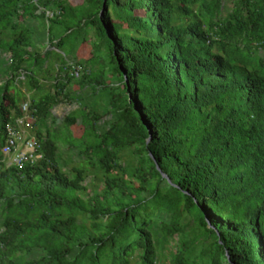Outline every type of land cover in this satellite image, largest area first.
Segmentation results:
<instances>
[{"label": "trees", "instance_id": "1", "mask_svg": "<svg viewBox=\"0 0 264 264\" xmlns=\"http://www.w3.org/2000/svg\"><path fill=\"white\" fill-rule=\"evenodd\" d=\"M11 1L0 0V29H13L7 82L25 71L28 86L41 89L28 98L32 128L63 97L81 103L67 94L72 79L107 88L110 119L100 129L98 108L83 103L84 138L64 137L102 173L100 189L85 167H59L56 133L29 130L43 157L0 170V264H158L172 238V264H264V0H233L225 19L221 0H107L102 18L103 0H92L95 11L79 23L106 45L115 84L66 71L55 92L44 91L32 68L44 69L47 56L30 52L20 24L3 21L19 11L20 0L9 9ZM65 2L37 5L43 17L58 7L51 12L59 23L70 18ZM55 39L61 47L64 36ZM8 83L0 86V150L8 123L24 115L18 97L4 103ZM179 210L191 218L173 225Z\"/></svg>", "mask_w": 264, "mask_h": 264}, {"label": "rangeland", "instance_id": "2", "mask_svg": "<svg viewBox=\"0 0 264 264\" xmlns=\"http://www.w3.org/2000/svg\"><path fill=\"white\" fill-rule=\"evenodd\" d=\"M65 1L69 6V20L60 19L61 21L59 23H53L52 17L54 15L50 14H52L51 11H59L58 7L51 4L52 10L50 11V14H48L47 11L46 16L43 17L41 13L44 8L37 5V0H20L19 11L15 13L11 12V16H6L3 21L8 24L11 21V23L14 22L20 24L18 25L19 31L22 34L24 33L27 37L28 49L30 52L34 54L39 51L42 55L41 57L47 56V58H45L46 62L44 63V66H46V64L50 65L47 67L49 68V74L46 71L47 68L40 69L36 65L32 67L35 75L40 80L41 87H43L44 91L50 90L55 92L57 89L56 83L58 82L56 77H59L60 75L63 77L66 74V71L70 76L74 75L76 78L82 75L83 72H93L95 79H100L102 76L107 79L109 84H115L116 77L112 75L113 63L109 58L106 45L101 44V39L99 36H96V30L91 24L83 26L82 23H79L84 14L86 15L87 13L95 11L96 4L92 2V0ZM221 3L222 10L220 18L225 19L229 17L230 12L234 10L235 3L233 0H221ZM14 5H16V1L12 0L9 3V9L13 8ZM115 9V6L111 5V15L114 19H117ZM130 19L131 18L125 13L120 16V20L124 26H127ZM65 22H68V26ZM70 26L71 31H67L66 28ZM54 36H64V43L61 47L57 48L55 46L53 42ZM52 56H54V59H52ZM60 65H63L66 68L62 72L58 70ZM27 80L28 77H26L25 85L30 90L31 88L28 86L30 84ZM66 90L68 91V96H70V93L80 94L82 97L81 103L80 100H70L66 98V96L63 97V101H60L51 109L52 115L47 119L42 120L39 123L38 128L42 132L52 131L56 133L59 144L58 165L62 170L68 171L74 166L85 167L89 170V179L93 181L91 188L100 189L102 173L89 165V162L82 154L79 145H70L65 141L64 137L71 135L74 140L84 138V123L81 119V115L84 112V104H86L87 107H91L93 110H97L98 108V114H100L98 127L100 129L108 127L107 121L110 119V114L105 112L108 104L106 95L107 88L106 90L102 89L92 82L88 83L87 87L84 88L79 84L77 79H72V81L68 83ZM40 94L41 89L39 90L36 88L35 96ZM71 113H75L78 116V119L76 123L67 127L63 119ZM32 130L34 132L38 131L36 125ZM122 155V158L126 163L131 161V153L124 152ZM190 218V216H186L183 211L179 210L172 214L171 219L173 225H182L187 223ZM177 239L178 238H172L166 242L165 250L159 255L158 264H172L171 248L177 247ZM127 255L134 262L138 259V250L133 248L127 253Z\"/></svg>", "mask_w": 264, "mask_h": 264}, {"label": "built area", "instance_id": "3", "mask_svg": "<svg viewBox=\"0 0 264 264\" xmlns=\"http://www.w3.org/2000/svg\"><path fill=\"white\" fill-rule=\"evenodd\" d=\"M50 15H53V12ZM10 61H12L11 57ZM22 110L24 115L7 125L5 142L0 150V170L4 166H23L25 163H34L43 157L39 151L38 140L29 132L36 120L30 109V99L22 103Z\"/></svg>", "mask_w": 264, "mask_h": 264}, {"label": "crops", "instance_id": "4", "mask_svg": "<svg viewBox=\"0 0 264 264\" xmlns=\"http://www.w3.org/2000/svg\"><path fill=\"white\" fill-rule=\"evenodd\" d=\"M12 36H13V29L11 26H8V28L0 29V86L3 85L7 86L6 84L8 83L7 81H9V79L12 78L15 74L10 65L11 63L10 57L12 56L11 52L8 51L5 46L6 43L9 42V40L12 38ZM56 41L57 40L55 39L53 42ZM52 59H54V56H52ZM49 66H50L49 64H46L44 68H47ZM25 80H26L25 71H21L19 76H16V81L13 82L11 81L10 83H8L9 86L7 90H5L8 97L7 98L5 96L3 97L5 104H8L10 102V98L16 96L19 98L18 104L21 106L25 100H27L28 98H32L35 95V89L31 88L29 90L28 87L25 85ZM1 95H2V91L0 92V99H1ZM13 112L14 110L12 111V114ZM38 126L36 128L38 129V131H40Z\"/></svg>", "mask_w": 264, "mask_h": 264}, {"label": "water", "instance_id": "5", "mask_svg": "<svg viewBox=\"0 0 264 264\" xmlns=\"http://www.w3.org/2000/svg\"><path fill=\"white\" fill-rule=\"evenodd\" d=\"M107 10V0H103V4H102V8L100 10V17L102 18V16L104 15L105 11ZM124 72V71H123ZM124 75L126 76V73L124 72ZM159 168V166H158ZM160 169V168H159ZM164 177H168V175L166 173H162ZM169 178V177H168Z\"/></svg>", "mask_w": 264, "mask_h": 264}]
</instances>
